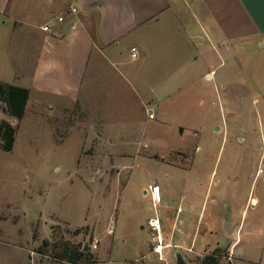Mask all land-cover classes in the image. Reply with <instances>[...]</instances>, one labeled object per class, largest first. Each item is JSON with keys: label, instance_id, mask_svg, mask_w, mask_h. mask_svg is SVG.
I'll use <instances>...</instances> for the list:
<instances>
[{"label": "rangeland", "instance_id": "rangeland-1", "mask_svg": "<svg viewBox=\"0 0 264 264\" xmlns=\"http://www.w3.org/2000/svg\"><path fill=\"white\" fill-rule=\"evenodd\" d=\"M252 74L264 79V68ZM154 78L144 73L141 83ZM203 82L157 91L161 121H138V138L129 140L121 136L126 123L102 120L101 99L91 97L88 104L82 98L53 111L33 98L22 119L6 112L0 99V121L17 127L12 150H4L0 138V264H67L40 251L55 239L89 242L96 261L86 264H177V251L197 264L216 247L227 248L225 264H264V235L244 231L232 252L236 235L227 227V210L224 221L212 219L206 244L205 234L192 226L199 217L202 223L204 213L205 223L214 213L215 174L227 163L239 176L244 164L254 173L261 169L259 184L264 181V103L245 96L232 103ZM155 185L159 196L152 193ZM195 202L200 208L205 203L201 215ZM166 207L179 224L173 243L163 226L159 234L146 224L151 217L164 218ZM252 216L253 211L245 214L247 227ZM159 243L163 253L155 249Z\"/></svg>", "mask_w": 264, "mask_h": 264}, {"label": "crops", "instance_id": "crops-1", "mask_svg": "<svg viewBox=\"0 0 264 264\" xmlns=\"http://www.w3.org/2000/svg\"><path fill=\"white\" fill-rule=\"evenodd\" d=\"M70 2L0 0V74L5 75L0 80L28 87V105L36 98L39 106L57 111L82 98L101 99L97 104L102 105V120L126 123L121 136L129 140L138 138V121H161L159 90H182L204 81L212 90L224 91L232 103L244 96L264 103V79L252 74L264 68V0H81L75 15L64 23L53 19V29L44 30L42 25L67 11ZM194 38L204 43L192 46ZM147 72L154 81L142 85L141 75ZM174 73L177 77H170ZM140 89L149 92L144 95ZM145 105L156 117L150 119ZM131 145L137 152L138 146ZM200 150L196 148L197 154ZM170 164L179 169L189 166ZM244 166L240 176L230 163L216 172L214 213L206 223L204 213L202 223L199 217L192 224L198 234H205L201 237L205 244L213 232L212 219L224 221L225 210L229 232L236 235L232 252L244 231L264 235L262 172ZM204 204L200 208L199 202L193 203L200 215ZM165 209L166 216L159 219L173 243L179 224L169 207ZM250 211L247 227L244 217ZM195 244L176 241L190 248Z\"/></svg>", "mask_w": 264, "mask_h": 264}, {"label": "trees", "instance_id": "trees-1", "mask_svg": "<svg viewBox=\"0 0 264 264\" xmlns=\"http://www.w3.org/2000/svg\"><path fill=\"white\" fill-rule=\"evenodd\" d=\"M30 98L28 87L16 85L0 80V99L5 102L4 110L13 118L22 119ZM17 127L7 120L0 121V138L3 140L2 148L12 150L16 140ZM77 229L76 232H78ZM35 235H38L36 230ZM40 251L46 255H51L67 264H86L96 261L94 253L89 248L84 249L83 243H74L71 240L55 239L46 245L42 243ZM227 248L216 247L211 252L198 258L197 264H225ZM227 264H233L229 261Z\"/></svg>", "mask_w": 264, "mask_h": 264}, {"label": "built area", "instance_id": "built-area-1", "mask_svg": "<svg viewBox=\"0 0 264 264\" xmlns=\"http://www.w3.org/2000/svg\"><path fill=\"white\" fill-rule=\"evenodd\" d=\"M80 1L81 0H72V2L69 3L67 11L59 13L57 15H55L51 20H49L48 22H46L45 24L42 25L43 29L46 31H51L53 29V19H55L57 22L59 23H64L67 21V17L69 15H75L78 11H79V7H80ZM77 26L76 23H72V27L75 28ZM134 50V55H137V53L139 52L137 47L133 48ZM148 110V115L150 118H154L156 117V112L153 111L152 109H150L149 107L147 108ZM157 191L159 193V187L157 185H155L152 188V193L154 195V192ZM148 226L153 230V232H157V233H161V221L158 217H151L148 220ZM161 235H159V240L161 241ZM93 246L95 248H97V243H94ZM163 245L161 243L158 244V246L155 247V249L160 252H162Z\"/></svg>", "mask_w": 264, "mask_h": 264}, {"label": "water", "instance_id": "water-1", "mask_svg": "<svg viewBox=\"0 0 264 264\" xmlns=\"http://www.w3.org/2000/svg\"><path fill=\"white\" fill-rule=\"evenodd\" d=\"M227 227H228L229 231H231V227L229 225V222H227ZM84 249L85 250L89 249V242H86L84 244ZM177 264H190V263H188V261L186 260L184 254L181 251H177Z\"/></svg>", "mask_w": 264, "mask_h": 264}, {"label": "bare ground", "instance_id": "bare-ground-1", "mask_svg": "<svg viewBox=\"0 0 264 264\" xmlns=\"http://www.w3.org/2000/svg\"><path fill=\"white\" fill-rule=\"evenodd\" d=\"M155 193H156V191H155ZM159 194V193H158Z\"/></svg>", "mask_w": 264, "mask_h": 264}]
</instances>
